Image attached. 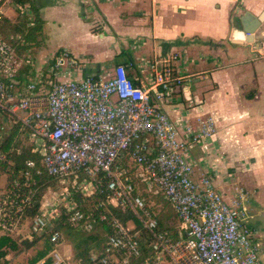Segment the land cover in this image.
Here are the masks:
<instances>
[{
  "label": "built area",
  "instance_id": "built-area-1",
  "mask_svg": "<svg viewBox=\"0 0 264 264\" xmlns=\"http://www.w3.org/2000/svg\"><path fill=\"white\" fill-rule=\"evenodd\" d=\"M2 1L23 12L20 0ZM3 15L0 7V22ZM7 39L0 30V144L5 134L16 129L17 136L28 135L30 150L39 154V160L26 158L25 168L0 188V229L12 234L25 224L29 234H41L50 228L52 247L33 264H45L48 257V264H72L59 252L62 234L53 229L63 211L73 227L90 230L89 221H94L93 217L87 220L90 214L68 194L50 209L39 203L28 215L36 193L33 171L60 178L82 173L91 178L82 177L85 195L105 183V198L95 202L96 208L107 205L98 213L108 227L103 245L89 250L77 264H264L244 222L249 216L245 191L235 185L234 194L225 198L209 174L194 176L193 164L183 156L194 143L212 136V119L196 115L192 121L184 120L183 137H179L157 103L169 101L182 87L177 53L141 62L149 77L147 86L141 87L120 64L108 77L99 72L72 79L66 67L73 71L75 63L66 49L24 73L30 56L19 54ZM48 71L55 81H47L50 88L43 90ZM61 72L68 77L56 79ZM20 150L9 149L16 154ZM7 155L0 151L9 172L14 163ZM125 156L136 166L140 185L153 186L168 201L177 215V236L158 226L143 197L132 191L133 175L120 165ZM108 206L130 210L138 224L131 216L107 215Z\"/></svg>",
  "mask_w": 264,
  "mask_h": 264
},
{
  "label": "crops",
  "instance_id": "crops-1",
  "mask_svg": "<svg viewBox=\"0 0 264 264\" xmlns=\"http://www.w3.org/2000/svg\"><path fill=\"white\" fill-rule=\"evenodd\" d=\"M0 7L6 34L23 55L30 56L24 73L66 49L75 63L76 79L99 72L108 77L120 64L135 85L146 87L149 77L141 62L177 53L182 87L169 101L157 103L179 137H183L184 120L192 121L196 115L212 119V136L194 143L183 156L193 164V175L209 174L225 198L234 194L235 185L245 191L249 216L244 222L252 230L251 240L261 258L264 31L257 29L264 20L249 35L239 17L244 11L261 12L264 0H28L23 12L0 0ZM91 63L89 69L83 67ZM25 226L13 237H37ZM40 241L37 237L25 250ZM9 255L5 252L2 257L9 259Z\"/></svg>",
  "mask_w": 264,
  "mask_h": 264
},
{
  "label": "rangeland",
  "instance_id": "rangeland-1",
  "mask_svg": "<svg viewBox=\"0 0 264 264\" xmlns=\"http://www.w3.org/2000/svg\"><path fill=\"white\" fill-rule=\"evenodd\" d=\"M257 30L260 31H264V21L260 24L259 28ZM1 32L3 33V31L1 30ZM4 36L7 38L8 35L6 33H3ZM11 39V43L14 41ZM8 40V39H7ZM13 44L15 45V43L13 42ZM34 44L30 45V49L29 52L33 53V46ZM33 47V48H31ZM74 52V51H73ZM75 54V53H73ZM77 55V54H75ZM33 56V54H32ZM52 55H49V58ZM33 58V57H32ZM80 66V65H79ZM92 66V63L89 65H83L84 68H90ZM67 70L70 71V75L69 77H71L72 79H76L75 75H74V69L73 71L71 70V68L68 66L66 67ZM61 71L63 72L64 70L61 69ZM62 72L59 74V76L56 77V79L58 78H66L68 77L67 75H62ZM45 73V72H44ZM46 74V73H45ZM48 76L50 77H45L43 79V83H42V89H48L50 88L49 83H47V81H55V77L52 75L51 72L48 71ZM78 80V79H76ZM15 146H17L18 148L20 147V151L22 153H24V151H29L34 155V158L36 160H39V154L37 152H32L30 150L32 144L29 140L28 135H18L17 136V141L15 143ZM9 155L11 154V152H8ZM127 164L124 167H128L129 171L132 172L133 174L137 173V169L136 166L130 162L128 159L126 160ZM6 165H0V188L3 187V184H5V182H7V177L9 172L6 170ZM138 177V176H137ZM137 184H135V188L137 191L142 193V197L144 198V201L146 200L147 203L151 206L152 210L154 212H156V215H158V218H161L162 220V224H164L167 228H169V230L171 231H176L177 230V219L175 217V215L172 212V209L168 203V201L166 200V198L156 189H154L153 186H144L142 187L138 181H136ZM82 178H74L73 176H64V177H50L45 179V183H41V184H37L36 189L38 190V199H39V203H41L43 205V207L46 209H50L53 208L56 204H54V202H61V197L63 195H71L77 202L78 205L79 201L78 198L76 197V194L80 193L82 194L83 197V201H82V206L83 208H85V210H83V212L88 213V215L91 213V210L95 207V201L93 198H86L85 194L83 193V187H82ZM86 192V191H84ZM74 193V196H73ZM250 203V201L247 200V203ZM60 206V205H59ZM61 209H63V207H61ZM125 212V211H124ZM32 208L29 209L28 215L32 214ZM262 215H260V217L263 219L264 221V210L261 213ZM65 215V212L63 211V214L61 216V218L59 219V224L56 226L61 234H62V238L60 241V244L58 245V250L61 254H63L68 260H71L72 264H77L76 261L79 259L77 258L78 256L76 255L77 253L81 252L82 250H80L79 248L75 247V243L76 241L79 239L80 234H90V235H95V238L91 239L90 243L92 244L94 242V240H101V238L104 236L105 231L103 230V228L101 227V225L99 224V222L96 221H92V220H88L91 219L92 216L89 215L90 217L87 218V220L91 223V228L90 230H85V229H81L79 227H73L70 224H67L66 222H62L63 216ZM121 217V216H120ZM29 220V218L27 219ZM54 226V228H55ZM164 226V227H165ZM26 227V226H25ZM73 227V228H72ZM69 230V231H68ZM50 228H46V230L39 234L36 233L34 234V236H37L41 241L40 243L38 242L36 246L31 247L28 250H25L27 248L24 247V245L21 243L20 238H22L23 235H19L18 237L14 238L13 237V233L11 234V237H13L14 241L17 243V245L14 248H9L7 246L6 247V252L9 253V259L5 258L4 256L2 257L3 254H0V262L1 261H5L7 264H27L30 263L32 257L36 254L38 249H42L45 248L48 244L50 245ZM3 233V231L0 229V234ZM21 234V233H20ZM19 242V243H18ZM99 242V241H98ZM75 254V256H74ZM260 256L264 262V254L262 252H260Z\"/></svg>",
  "mask_w": 264,
  "mask_h": 264
},
{
  "label": "trees",
  "instance_id": "trees-1",
  "mask_svg": "<svg viewBox=\"0 0 264 264\" xmlns=\"http://www.w3.org/2000/svg\"><path fill=\"white\" fill-rule=\"evenodd\" d=\"M20 1H21V3L24 4L28 0H20ZM36 11H37V9L35 10V12ZM36 15H37V12H36ZM36 18H37V16H36ZM3 21H4V18H3ZM3 21L0 22L1 23L0 24V30H2L3 33H8L7 26L6 27L4 26ZM17 30H21V29H18L17 28ZM14 46L16 47L17 52L19 54H22L21 53V50L22 49L19 50L17 44H15ZM133 83H134V81H133ZM16 138H17V130L16 129H11L7 135L5 134L4 141L0 144V151H6L7 153L8 152H11L10 155L8 153L7 158L10 159L11 161H13V163H14L13 164V167L9 171V174H8V177H7L8 178V182L13 177V173L19 174L20 169H24L25 168L24 160L26 158H28L29 156L34 158V155H35V154H33V153L29 152V151H24V153L21 152L20 154H16L17 152H15V151H9V149L12 146L13 147L15 146V143H16L15 140H16ZM126 160H127V156L123 157V159L120 161V165L123 166V167L126 166V164H127L126 163L127 162ZM0 165H5V161L0 159ZM124 168H127V170H129L128 167H124ZM132 175H133L134 183L137 184L136 183V181H138L137 175H135V173L134 174L132 173ZM33 176L37 180L36 183L34 184V185H36V187H37V184H41V183L43 184V183H45V179H47V178H50V177L56 178V176L49 175L45 171H42L41 173H36V172L33 171ZM78 177L79 178L85 177V179H91L88 176H84L82 173H79L78 174ZM104 184L105 183L103 181H101L100 184H98L96 186V188L93 190V192L91 194H89V195H86L85 197L86 198H93L95 202L98 199H102V198L104 199L105 198V195H106V190L104 189ZM135 184H133L132 191L135 194H139V195L143 196L141 192H139V191L136 190ZM37 195H38V190L36 189V193H35V196H34V205L32 207V211L33 212L37 209V206L39 205V199H38V196ZM73 196H74V193H73ZM76 197L78 198V201H79V204H80L78 206L81 209L85 210V208H83V206H82V204H83L82 203V201H83L82 200L83 199L82 194L78 193V194H76ZM144 202H145V206L149 210V212L152 215L155 216V218L157 220L158 226H162V227L165 226L164 224H162L161 218H158L159 216L156 215V212H154L152 210L151 206L147 203V201L145 200ZM106 206L107 205H105V207ZM105 207H101V208L94 207L91 210L90 215L94 218V221L99 222V224L101 225V227L103 228V230L106 232L107 229H108L106 220H103V219H99L98 218L99 211L100 210L105 211V209H106ZM108 207H110V212H105L107 215H109L110 213H113L115 215L121 216L122 219H126V217L131 216L134 219V221L136 222V224H138V221H137L135 215L130 210H126L125 212H120L115 207H112V206H108ZM173 214H174V212H173ZM174 215H175V217L177 216L176 214H174ZM62 222H66L67 224L72 225L69 222V220L67 219V214H65L63 216ZM58 224H59V221L57 222L56 226ZM56 226H55V228L53 227V229H56L57 228ZM168 230H169V228H168ZM171 232H172V234L174 236H177L178 235V229L176 231H171ZM103 237L101 238V240H97V239L94 240V242L91 244L90 241H91L92 238L93 239L95 238V235L93 236V235H90V234H87V235L80 234L79 239L75 243V247L76 248H79L82 251L79 252V253H77L76 255L77 256H81V257H85L86 253L89 250L95 249V247H100L101 245H103V240H104ZM36 239H37V237H33L32 239H29V240L22 239L21 240V243L24 245V247H30V245L33 244L36 241ZM49 243H50V245L48 244L45 248L38 249L37 252H36V254L32 257L31 261H34L37 258H41L42 256H44L50 250V248L52 247L51 242H49ZM16 245H17V243L13 240V237H11V234L6 233V231H3V233L0 234V254H5V252H6V250H5L6 247L5 246H7L9 248H14ZM49 261H50V259L48 257L45 264H48Z\"/></svg>",
  "mask_w": 264,
  "mask_h": 264
},
{
  "label": "water",
  "instance_id": "water-1",
  "mask_svg": "<svg viewBox=\"0 0 264 264\" xmlns=\"http://www.w3.org/2000/svg\"><path fill=\"white\" fill-rule=\"evenodd\" d=\"M239 18L241 21L240 24L243 32L251 35L252 32L257 28L259 23L264 20V8L256 15H251L248 11H244Z\"/></svg>",
  "mask_w": 264,
  "mask_h": 264
}]
</instances>
